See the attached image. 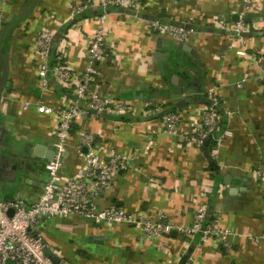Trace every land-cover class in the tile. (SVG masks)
Returning a JSON list of instances; mask_svg holds the SVG:
<instances>
[{"label":"crops","instance_id":"0c3cea01","mask_svg":"<svg viewBox=\"0 0 264 264\" xmlns=\"http://www.w3.org/2000/svg\"><path fill=\"white\" fill-rule=\"evenodd\" d=\"M144 3L146 9L138 16L118 12L109 17L108 57L94 81L100 95L130 101L134 113L121 121L113 115L89 118L75 128L95 135L107 149L130 160V167L114 189L97 200V206H115L153 222L164 217L178 228L194 225L197 204L204 200L209 213L219 217L220 227L231 233L230 246L178 232L145 241L135 226L109 228L81 217L46 220L38 233L51 251L61 252L71 264H264V188L256 175L264 170V80L260 78L264 73V0H253L252 19L257 25L241 40L219 23L233 27L239 22L244 0ZM74 5L73 0H11L5 5L0 0L4 16L0 40L14 18L23 9H31L0 42V197L4 200L33 201L49 179L46 155L50 147L55 152L56 119L39 113L37 104L64 108L76 101V95L54 79L48 92L41 91L35 43L41 31L53 32L50 55L60 46L74 69L84 73L89 66L87 37L98 28L101 11L91 8L74 18ZM152 21L178 25L193 21L198 34L191 42H180L153 32ZM158 53L162 56L157 57ZM177 72L187 76L191 98L200 92L208 98L210 89L217 90L223 128L234 133L218 156L210 149L213 140L209 143L217 169L211 167L204 145L166 131L167 110L158 115L144 111L142 105L149 99L172 104L179 98L181 87L173 83ZM27 103L31 106L25 109ZM197 106L204 105L176 107L183 113L187 135L193 132L191 118L196 119L192 112ZM78 143L74 133L64 154L65 176L75 174L84 163L77 153ZM90 237L102 241H90Z\"/></svg>","mask_w":264,"mask_h":264},{"label":"built area","instance_id":"2783aa9c","mask_svg":"<svg viewBox=\"0 0 264 264\" xmlns=\"http://www.w3.org/2000/svg\"><path fill=\"white\" fill-rule=\"evenodd\" d=\"M2 1L5 5L11 0ZM73 1L75 2L72 12L74 18L91 8H98L101 11L96 18L98 28L87 37L89 66L84 73H78L60 46L55 49V55L52 57L50 53L53 51L54 33L43 30L38 34L35 48L38 61H41L39 64L41 91L48 92L50 81L54 79L63 88L74 90L76 101L68 107L58 109L37 104L39 113L53 115L56 119L55 154L46 165L49 179L42 193L35 200L27 201L18 197L7 201L0 197V264H55L45 252L48 245L38 233V229L44 221L58 218L94 219L95 223L109 228L119 224L135 226L142 231L145 241L164 239L172 232H178L188 237L197 235L202 242L212 239L216 242H224L227 247L230 246L231 233L220 227L219 217L209 213L204 200L197 204L194 225L178 228L166 223L164 217H161L159 222H153L140 215H127L115 206L108 209H99L97 206V200L112 191L116 180L130 167V160L107 149L95 135L86 130L76 131L75 128L89 118H100L102 115L123 117L134 113L135 106L130 101L100 95L94 88V81L100 74V65L108 57L106 25L109 17L118 12L133 13L138 16L146 9V5L144 0ZM253 10V0H244L240 21L233 27L225 22L219 23V26L241 40L245 38L244 34L257 25V20L252 19ZM248 19L252 22L247 21ZM3 21V12L0 10V24ZM150 25L153 32L160 36L185 43L194 40L198 34L193 21L188 25L152 21ZM260 78L264 80V73ZM216 93L215 88L207 92L208 98L214 101L212 106H197L198 108L193 110L192 113L197 117L191 118L193 132L188 135L183 129L185 120L183 114L179 111H166L168 106L176 107L177 103L193 97L187 91L180 94L174 102L172 100V104L166 100L162 103L149 99L142 106L144 111H151L152 114H164L166 111L164 125L171 135L178 134L185 141L199 147L211 138L210 141L214 142L213 153L218 156L223 145L234 136V133L230 129L221 132V118L215 108L220 105V101ZM30 106L31 104L27 103L25 109ZM74 133H77L79 139L77 153L84 158V163L77 168L75 174L65 176L62 172L64 154ZM150 144L151 141L149 146ZM84 149H88V152L85 153ZM256 175L264 188V170H257ZM53 253L59 259V264H71L61 252L53 250Z\"/></svg>","mask_w":264,"mask_h":264},{"label":"water","instance_id":"95a60500","mask_svg":"<svg viewBox=\"0 0 264 264\" xmlns=\"http://www.w3.org/2000/svg\"><path fill=\"white\" fill-rule=\"evenodd\" d=\"M30 7L26 8V9H23V11L17 15V17L14 18L13 22L9 25V27L7 28V30L2 34V37H1V40L0 42L2 43L5 39V37L7 36L8 33H10L11 31H13L14 29H16L20 23L22 22V20L24 19V17L27 15V13L30 11ZM244 37L247 36L246 34L243 35ZM161 43V40L159 41ZM55 44V41L53 42V46ZM52 52V51H51ZM157 57L158 56H162L161 53H158V55H156ZM159 59V58H157ZM169 68V66H168ZM172 71V70H171ZM187 76H183L181 77V73L177 72L174 77H173V83L180 88L179 90V93L183 94L184 91H186L190 86L191 84L188 83L184 78H186ZM194 104H200V105H204V106H212L214 104V101L211 99V98H207L205 96V92H200V96L199 97H196V98H188L186 100H183L179 103H177L176 107L179 108V109H183L189 105H194ZM124 118L123 117H118L116 120H123ZM210 139H207L205 142H204V150H205V154L207 155L209 161H210V165L212 168H216L217 169V163L216 161H214L211 157H210V153H209V143H210ZM85 150V153L88 152V149H84ZM54 151L52 149V147H50V151L49 153L46 155V158L48 160H52L53 157H54ZM12 214V213H11ZM90 221H93L95 222L94 219H88ZM95 240L96 242H100L102 241L101 238H97L95 239L94 237H90V241H93ZM45 252L46 254L54 261L55 264H59V259L54 255L53 251H51L49 248H46L45 249Z\"/></svg>","mask_w":264,"mask_h":264},{"label":"trees","instance_id":"16d2710c","mask_svg":"<svg viewBox=\"0 0 264 264\" xmlns=\"http://www.w3.org/2000/svg\"><path fill=\"white\" fill-rule=\"evenodd\" d=\"M51 61L53 62V58H51ZM208 107V106H207ZM216 108V110H217V113H218V115L220 116V118H221V132H223L225 129L223 128V123H222V115H223V109H222V106H221V103H220V105L218 106V107H215ZM167 111H177V109H176V107H174V106H168V110ZM183 114V113H182ZM213 145H214V142L213 141H211V144H210V149L212 150L213 148Z\"/></svg>","mask_w":264,"mask_h":264},{"label":"rangeland","instance_id":"374dc122","mask_svg":"<svg viewBox=\"0 0 264 264\" xmlns=\"http://www.w3.org/2000/svg\"><path fill=\"white\" fill-rule=\"evenodd\" d=\"M158 101L163 103L164 100H163V99H162V100L160 99V100H158Z\"/></svg>","mask_w":264,"mask_h":264}]
</instances>
